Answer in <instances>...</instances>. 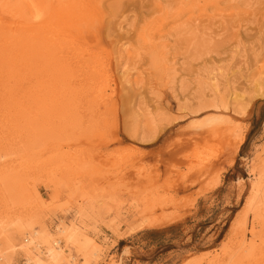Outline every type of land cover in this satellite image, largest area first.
<instances>
[{
    "label": "rangeland",
    "instance_id": "rangeland-1",
    "mask_svg": "<svg viewBox=\"0 0 264 264\" xmlns=\"http://www.w3.org/2000/svg\"><path fill=\"white\" fill-rule=\"evenodd\" d=\"M35 1L0 0V262L66 221L78 264H264V0Z\"/></svg>",
    "mask_w": 264,
    "mask_h": 264
},
{
    "label": "bare ground",
    "instance_id": "bare-ground-1",
    "mask_svg": "<svg viewBox=\"0 0 264 264\" xmlns=\"http://www.w3.org/2000/svg\"><path fill=\"white\" fill-rule=\"evenodd\" d=\"M2 1V0H1ZM13 1V0H12ZM32 1H35V0H32ZM38 1H40V0H38ZM43 1V0H42ZM71 1H73V0H59V2L60 3H68V2H71ZM76 1V0H75ZM80 1V0H79ZM79 1H77V2H79ZM86 1V0H85ZM90 1V0H89ZM88 0H87V2H89ZM36 2V1H35ZM54 2H56V1H54V0H44V3L42 2V4L43 5H45V6H47L46 8H49L50 10H48L49 11V14H48V16L49 15H52L51 13L53 12L52 11V9H54L53 7H55V4H54ZM82 2V1H81ZM80 2V3H81ZM94 2V1H93ZM92 2V3H93ZM23 3V2H22ZM38 3V2H37ZM36 3V4H37ZM39 3H41V2H39ZM38 3V4H39ZM94 4V3H93ZM20 5V4H19ZM43 5L40 7L41 9H42V7H43ZM54 5V6H53ZM75 5V4H74ZM84 5V4H83ZM89 5H90V3H88L87 5H85V7L86 6H88V8H89ZM9 6V5H8ZM40 6V5H39ZM66 6H68V5H66ZM94 5H91L90 7L92 8ZM96 6V5H95ZM3 6L0 4V26H6V24H8V20H10V18H12L11 16L8 18L7 17V15H5V13H7V11L6 12H4V10H3V8H2ZM16 7H19V6H16ZM62 7H63V5H62ZM85 7H82V12H85L86 13V8ZM5 8V7H4ZM45 7H44V9H46ZM66 8V7H65ZM85 8V11L83 10ZM36 9H37V5H36ZM38 10V12L39 11H42V10ZM80 9H81V6H80ZM93 9V8H92ZM91 9V10H92ZM13 10V9H12ZM24 10V9H23ZM22 10V11H23ZM74 10V9H73ZM71 11L72 13H75L74 11ZM76 10V9H75ZM28 11V10H27ZM47 11V12H48ZM51 11V12H50ZM77 11V10H76ZM14 12V11H13ZM33 12H34V10H33ZM45 12V11H44ZM44 12H43V14H42V16L44 15ZM46 12V13H47ZM61 12H63V11H61ZM88 13H89V11H87ZM42 13V12H41ZM68 13V12H67ZM66 13V14H67ZM69 13H70V11H69ZM77 13H79L78 11L75 13V14H77ZM8 14V13H7ZM39 14L40 13H38V16H39ZM65 14V16H68V15H66ZM74 14V15H75ZM82 14V13H81ZM93 14V13H92ZM9 15H10V13H9ZM16 15V14H15ZM27 15V14H26ZM34 16H35V14H33ZM73 17H74V15L73 14H71ZM78 15V14H77ZM76 15V16H77ZM80 15V14H79ZM83 15V14H82ZM23 16V15H22ZM30 16V15H29ZM41 16V15H40ZM40 16H39V18H40ZM65 16H63L64 18H65ZM75 16V17H76ZM27 17H28V15H27ZM44 17H45V15H44ZM50 17V16H49ZM48 17V18H49ZM53 17V16H52ZM68 17H70V16H68ZM80 17V16H79ZM30 18V17H29ZM51 18V17H50ZM49 18V19H50ZM64 18H61V19H63V21H62V23L64 22ZM14 19V18H13ZM13 19H11V20H13ZM31 19V18H30ZM36 19H38L37 18V16H36ZM43 19L44 18H41V20L40 21H43ZM48 19V20H49ZM52 19V18H51ZM17 20V19H16ZM20 20V19H19ZM19 20H17V21H19ZM68 20V19H67ZM14 22H16L15 21V19L13 20ZM54 21V20H53ZM60 21V22H61ZM20 22V21H19ZM38 22V21H37ZM9 23H12L11 21H9ZM16 23H18V22H16ZM22 23H25V21H22ZM29 23V22H28ZM27 23V24H28ZM41 23V22H40ZM39 23V24H40ZM19 24V23H18ZM30 24H32V22L30 23ZM68 24V23H67ZM70 24V23H69ZM11 25V24H10ZM32 25H34V24H32ZM35 25H36V23H35ZM42 25H45V24H42ZM42 25H40V26H42ZM62 25V24H61ZM64 25V24H63ZM30 26V25H29ZM49 26V25H48ZM57 26V25H56ZM65 26V25H64ZM28 27V26H27ZM45 27H46V25H45ZM44 27V28H45ZM67 27H68V25H67ZM83 27H84V25H83ZM9 28V27H8ZM13 28H14V26H13ZM35 28V27H34ZM34 28H32V29H34ZM58 28V27H57ZM63 28V27H62ZM71 28V27H70ZM88 28V27H87ZM122 29H123V27H121ZM39 29V28H38ZM64 29V28H63ZM75 29H76V27H75ZM75 29H73L72 28V30L74 31V33L76 32L75 31ZM84 29V28H83ZM89 29V28H88ZM88 29H84L83 31H84V33L88 30ZM40 30V29H39ZM72 30L70 29V31L72 32ZM76 30H78V29H76ZM91 30V29H90ZM67 31V30H66ZM69 31V30H68ZM69 31V32H70ZM79 31V30H78ZM81 31H82V29H81ZM80 31V32H81ZM79 32V33H80ZM87 32H89V31H87ZM86 32V33H87ZM77 33V32H76ZM75 33V34H76ZM64 34V33H63ZM81 34H82V32H81ZM57 35H59V34H57ZM83 36V35H82ZM82 36H80V38L82 37ZM87 36H88V34H87ZM32 37V36H31ZM68 37V39H69V36H67ZM84 37V36H83ZM83 39V38H82ZM46 40V39H45ZM84 40V39H83ZM51 41V40H50ZM54 41V40H53ZM31 42V41H30ZM48 42V41H47ZM56 42V41H55ZM57 43V42H56ZM29 46V45H28ZM48 46H49V44H48ZM57 46V45H56ZM36 47V46H35ZM34 47V48H35ZM28 48V47H27ZM36 49V48H35ZM48 49H50V47L48 48ZM157 49V48H156ZM50 50H48V52H49ZM49 56H50V54H49ZM46 58V57H45ZM52 58V57H51ZM50 62V61H49ZM61 64V63H60ZM52 67V66H51ZM61 67V66H60ZM59 67V68H60ZM132 71V70H131ZM134 71V70H133ZM132 71V72H133ZM51 72V71H50ZM55 73V72H54ZM126 73V72H125ZM128 73V72H127ZM130 74H131V72H129ZM125 74H123V76H124ZM122 76V77H123ZM215 76V75H214ZM213 76V77H214ZM220 76V75H219ZM125 77V78H124ZM123 77V79H125V85H126V88L128 87L127 85H129V87H130V82H131V79H127L126 77H127V75H125ZM130 77V76H129ZM213 77H212V82H214V80H213ZM131 78V77H130ZM211 78V77H210ZM214 78H216V77H214ZM220 78V77H219ZM264 78V77H263ZM121 79V78H120ZM122 79V80H123ZM121 80V81H122ZM259 80H261V79H259ZM119 82V81H118ZM123 82H124V80H123ZM122 82V84H124ZM211 82V81H210ZM261 82H262V80H261ZM120 83V82H119ZM263 83V82H262ZM210 84V83H209ZM258 84V83H257ZM212 85V84H211ZM132 86V85H131ZM213 86V88H214V90H215V92H218V89H217V84L215 85H212ZM262 86V85H261ZM264 88V87H263ZM264 90V89H263ZM106 91V90H105ZM63 92V91H62ZM237 92V91H236ZM262 92V91H261ZM72 93V92H71ZM215 94V93H214ZM259 94V93H258ZM76 95V94H75ZM238 97V96H237ZM66 98V97H65ZM68 99V98H67ZM72 99V98H71ZM158 99V98H157ZM234 100H236V99H233V101ZM57 101V100H56ZM234 104H236V101H235V103ZM71 106V105H70ZM170 111V110H169ZM148 113V112H147ZM73 119H75V117H73ZM71 121V120H70ZM155 123V122H154ZM262 174V173H261ZM264 175V174H263ZM216 186V185H215ZM211 187V186H210ZM260 186H259V184H257L256 182H252V184H251V187H250V193H249V196H248V198L246 199V201H245V203H244V206H243V213L245 214V215H247V214H249V213H252L254 210H255V208H256V204H257V198H258V194H259V192H260V188H259ZM262 189V188H261ZM82 211V210H81ZM254 213V212H253ZM79 215H80V213H79ZM244 215V216H245ZM78 217V216H77ZM151 218V217H150ZM241 219V218H240ZM150 221H152V220H150ZM149 222V221H148ZM77 223V222H76ZM152 224V223H151ZM27 225H29V224H27ZM13 226V225H12ZM31 226V225H30ZM136 227V226H135ZM147 227V226H146ZM5 229V228H4ZM81 230H83V227L82 226H80V225H76V224H72V225H68L67 224V222L66 221H62L61 223H60V225L58 226V233H59V235H57L56 237H54L53 235H51L50 233H48V234H43L42 232H34L28 239H26L25 240V244L24 245H22L20 248L22 249H20L21 251H23L25 254H26V257H27V264H60L61 262H66V263H64V264H78V261H77V256H74V255H71L70 253H69V251L71 250V249H74V246H75V244H76V242H77V239L79 238V236H80V234H81ZM84 231V230H83ZM5 232H7V234L9 235V236H11L12 238H14V235L16 234L15 233V231L13 230V229H6V231ZM0 233H1V237H6V235L5 234H3L1 231H0ZM15 233V234H14ZM17 235V234H16ZM30 235V234H29ZM19 238V237H18ZM4 239V238H3ZM9 239V238H8ZM15 239V238H14ZM21 241V240H20ZM95 245H97V244H95ZM15 246V245H14ZM18 251V250H17ZM79 251V250H78ZM10 252H14V251H10ZM79 258V257H78ZM13 256H9L8 257V261L10 262V264H14V262H13ZM13 262V263H12ZM0 264H2V261L0 262ZM62 264V263H61Z\"/></svg>",
    "mask_w": 264,
    "mask_h": 264
}]
</instances>
